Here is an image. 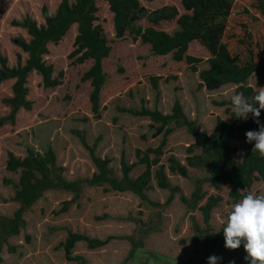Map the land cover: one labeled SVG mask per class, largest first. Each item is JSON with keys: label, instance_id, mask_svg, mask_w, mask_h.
<instances>
[{"label": "rangeland", "instance_id": "1", "mask_svg": "<svg viewBox=\"0 0 264 264\" xmlns=\"http://www.w3.org/2000/svg\"><path fill=\"white\" fill-rule=\"evenodd\" d=\"M147 11L173 5L179 14L184 13L179 0H138ZM59 0H0V55L7 66L17 64V56L23 64L26 58L16 44V39L27 41L26 30L15 25L29 17L38 25L43 23L41 7L53 12ZM97 23L110 46L108 57L103 60L105 84L99 92L97 114L91 111L88 81L81 75L91 65V60L77 63L79 54L73 55L76 25H72L56 44L49 43L43 55L46 64L52 65V76L61 73L60 84L52 88L42 86L40 75L31 71L26 77L27 108L20 107L10 117V105L6 99L12 96L14 79L0 82V239L9 231L11 220L19 205L14 200L18 173L5 167L7 153L22 158L27 150L42 153L51 149L55 164L62 168L66 180L89 178L94 166L88 150L81 144L83 136L94 153L108 160V166L120 177L119 159L136 162V150L158 146L161 135L153 136L150 120L135 116L125 109L152 110L163 114L171 111L177 99L189 120L195 122L198 131L210 132L216 118L229 121L227 109L232 111L231 96L238 92V85L227 83L208 91L199 86L198 71L207 68V51L197 42L188 44L186 54L201 59L195 63L197 71H191L184 61H174L171 54L154 55L147 44L133 41L131 34L116 38L112 13L105 0H95ZM136 25L146 26L139 20ZM159 28L169 34L178 29L175 20L162 21ZM151 77H157L156 87ZM256 91L264 87V72H253L243 83ZM162 148L160 162L172 185L188 197L193 189V180L207 175L204 169H188V178L171 174L167 170V158L173 156L185 163L186 148L193 142L184 126H173ZM239 148L238 142L233 143ZM199 148L194 149L198 154ZM240 160V151L233 155ZM136 165L132 177L142 170ZM154 169V168H153ZM207 195H220L221 201L211 211V230L201 236L192 230L191 221L203 227L199 211L189 212L179 200L178 194L168 203V191L157 187L154 178L146 190L148 199L159 207L139 203L129 192L108 191L105 187L84 188L79 198L65 211L62 202L72 194L62 190H47L21 214L17 233L8 236L0 248V264H80L66 258L63 244L69 233L88 238L105 239L102 247L88 249L82 240L75 242L72 256L82 257L87 264H120L126 256L129 243L127 235L143 237L142 247L137 248L126 264H208V257L217 256V264H249L244 259L247 253L243 244L236 250L224 246L223 227L234 202L227 196L228 187L215 191L203 186ZM264 191V181H255L249 189L257 195ZM146 222L142 227L139 221ZM145 227V228H144ZM143 229V230H142ZM140 232V233H139Z\"/></svg>", "mask_w": 264, "mask_h": 264}, {"label": "trees", "instance_id": "2", "mask_svg": "<svg viewBox=\"0 0 264 264\" xmlns=\"http://www.w3.org/2000/svg\"><path fill=\"white\" fill-rule=\"evenodd\" d=\"M151 1V0H150ZM112 13V24L116 38H122L125 33L131 34L132 40L147 44L152 54L164 56L171 54L174 61H184L188 68L197 71L195 63L201 59L186 54L188 44L197 41L208 53L207 68L198 71L199 86L211 91L224 84L238 85V92L245 99L253 102L256 91L243 83L253 72H264V0H179L184 13L179 14L173 5L147 11L138 0H105ZM97 6L95 0H59L55 10L51 12L45 5L41 7L43 23L38 25L29 17L15 25L26 30L28 40L16 39L17 46L26 53L24 63L17 56L16 66H7V60L0 55V82L14 79L12 96L6 99L10 105V117L20 108H27L25 99L27 89L26 77L35 71L41 77L42 86L52 88L60 84L61 73L52 76V65L46 64L43 55L47 54L49 43H58L72 25H76L73 41V55L79 54L77 63L91 60L89 68L81 75V81H88L91 87L89 100L91 111L97 114L99 108V92L105 84L103 60L108 57L110 46L103 35L102 28L97 23ZM139 20L147 22L146 26L136 25ZM175 20L178 29L169 34L159 28L162 21ZM157 77H151L155 89ZM258 107V105H257ZM135 116H145L150 120L153 136L161 135L158 146L136 150V162L128 163L123 157L119 159L121 176L116 177L108 166L106 158H100L94 153V146H89L83 136L81 144L88 150L94 166V172L89 178L66 180L62 168L55 164V155L51 149L42 153L27 150L24 157L19 158L11 152L7 153L5 167L9 172L18 173L17 189L14 200L19 207L11 220L9 231L0 239L1 243L10 235L17 233L21 222V214L32 206L47 190H62L72 194L69 200L62 202L61 211H65L74 203L87 187H105L108 191L129 192L139 199V203L150 207H159L146 195L151 179L154 178L157 187L167 190L165 204H168L176 194L189 212L199 211L203 227L193 219L192 230L201 236L211 230V211L221 201L220 195H207L203 186L207 185L215 191L223 186L228 187L227 196L234 202H239L249 193L255 181H264V158L258 152H252L254 143H247L245 133L249 130H259L264 124V110L255 122L252 114L247 120L234 117L233 110L227 109L230 120L216 118L214 128L210 132L198 131L195 122L184 114L177 99L173 101L171 111L163 114L156 108L149 110L125 109ZM173 126H184L191 135L193 142L186 148L185 163H180L173 156L167 158V170L188 178V169H204L207 175L193 180V189L185 197L177 185H172L160 162L162 148L167 135ZM238 142L239 148L233 143ZM199 148L198 154L194 149ZM240 151V160L233 155ZM136 165L143 168L139 174L132 177L131 170ZM154 168V169H153ZM264 194V191H262ZM142 227L146 222L139 221ZM145 228V227H144ZM143 230V229H142ZM137 236L135 232L124 239L129 243V249L120 264H126L137 248L142 247L143 237L148 231ZM82 240L88 249L99 248L108 243L109 238L94 239L76 233H69L63 244L66 258L80 264H87L80 256L71 257V249L75 242Z\"/></svg>", "mask_w": 264, "mask_h": 264}, {"label": "clouds", "instance_id": "3", "mask_svg": "<svg viewBox=\"0 0 264 264\" xmlns=\"http://www.w3.org/2000/svg\"><path fill=\"white\" fill-rule=\"evenodd\" d=\"M253 102L245 99L243 93L231 96L234 117L247 120L249 114L260 124L259 117L264 110V87H257ZM258 105V107H257ZM246 142L254 143L252 152H258L264 158V124L259 130L245 133ZM223 227L224 246L230 250L238 249L242 244L249 264H264V194L249 192L238 203L232 205ZM220 257H208V264H217Z\"/></svg>", "mask_w": 264, "mask_h": 264}]
</instances>
